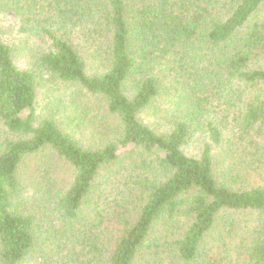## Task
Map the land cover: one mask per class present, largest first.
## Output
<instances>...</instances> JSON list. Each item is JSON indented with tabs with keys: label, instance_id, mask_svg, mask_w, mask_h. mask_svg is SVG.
<instances>
[{
	"label": "trees",
	"instance_id": "16d2710c",
	"mask_svg": "<svg viewBox=\"0 0 264 264\" xmlns=\"http://www.w3.org/2000/svg\"><path fill=\"white\" fill-rule=\"evenodd\" d=\"M6 15L0 264H264V0H0ZM76 91L112 121L97 141L77 138Z\"/></svg>",
	"mask_w": 264,
	"mask_h": 264
},
{
	"label": "rangeland",
	"instance_id": "374dc122",
	"mask_svg": "<svg viewBox=\"0 0 264 264\" xmlns=\"http://www.w3.org/2000/svg\"><path fill=\"white\" fill-rule=\"evenodd\" d=\"M0 28H2V33H0V39L3 42L9 45L19 43L20 36L17 34L18 22L12 15L0 16ZM67 92L71 93L72 90H68ZM73 92H75V90H73ZM72 96L75 104L74 106L79 108L77 109L78 111H84L82 113H84L86 121L88 123H86L87 129L80 131V133H78L79 136H77V138L81 140V143H84L85 141L90 140L91 138H95V140L97 141L98 139H100L99 137H102L104 133H107L106 129H102V124L104 123L105 125H109L110 123H112L111 119L105 117L102 105L99 103V101H96V99L92 97H87L86 95L78 91H76V93H73ZM90 126L93 129L92 131L90 129ZM91 135H93V137ZM187 153L194 154V150L190 149L187 151ZM69 173L70 172L68 171L66 166H64L60 162H56L55 174L59 179H63V177L64 179H67ZM32 191L33 189H26V196L29 195Z\"/></svg>",
	"mask_w": 264,
	"mask_h": 264
}]
</instances>
